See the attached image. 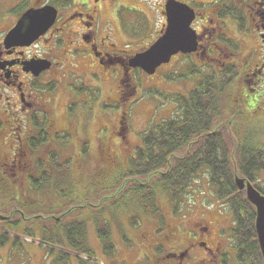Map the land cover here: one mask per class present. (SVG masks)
I'll return each instance as SVG.
<instances>
[{
	"label": "flooded vegetation",
	"instance_id": "obj_1",
	"mask_svg": "<svg viewBox=\"0 0 264 264\" xmlns=\"http://www.w3.org/2000/svg\"><path fill=\"white\" fill-rule=\"evenodd\" d=\"M24 1L0 0V109L9 110L8 113L12 114L7 120L0 118V139L10 142L3 165L10 166L11 168L4 170L13 171L14 174L25 168L19 159L32 153L33 138H38L37 130L39 135L42 132L58 143L63 139L67 142L73 139L79 142L81 137H85L77 127L86 122L87 116L83 119L77 112L73 118L67 110H83L84 116L85 105L92 108L91 103L95 102V98H100L102 87L86 85L84 81L79 86L71 83L70 78L67 79L64 88L70 94L74 95L75 91L78 96V90L95 87L99 95L96 93L89 103L78 100V109L73 108L76 100L70 102L65 107L64 121H61L63 124H60L61 119L58 123L56 105L52 101L57 95L58 70L65 67L70 70L77 68L82 75L90 79L96 76L98 80L100 78L96 72L100 69L109 73L121 72L118 98L114 104L126 115L138 92L134 82L135 73L141 70L129 68V60L152 45L134 48V43L141 41V34L146 32L152 22L148 14L150 8L141 7L140 3L148 6L142 0H26V4ZM49 5L54 6L57 12L45 32H38L33 39L8 38L9 33L30 9L40 10ZM124 7L127 11L121 14ZM222 10L221 7L212 5L195 7L196 18L192 27L198 35L199 49L186 54L198 57L219 70L222 67H235L237 64L232 61L234 52L228 41H236L235 48L238 41H254L252 38L238 37L235 34L239 32L238 25L235 23L236 32L232 31L228 23L231 19L222 17ZM248 11L254 26L255 41L261 43L254 57V65L252 61L246 70L243 69L241 74H246L245 80L235 89L234 128L239 118H254L258 110L264 108V99L253 95L258 87L250 85L261 84L264 87V7L250 6ZM162 13L161 19L164 20L157 37L149 41H157L166 28L165 8ZM124 14H127L128 19ZM141 20L146 23L145 26H140ZM28 24L29 22H25V28ZM11 41L34 42L22 45ZM226 49L228 52L225 53ZM88 57L97 66H91L95 70L89 71V67L84 64L82 59ZM72 59L77 60L75 65L70 63ZM41 60L50 61L51 67L41 71V66L37 64ZM107 63L109 65L104 66ZM67 73H70L69 70ZM100 104L102 108L109 102ZM5 124L7 130L4 129ZM61 125L64 127L60 128ZM124 131L125 128L118 126L123 141L126 139ZM246 134L248 133H244ZM103 143L101 139L98 151L101 156H106L109 150L104 149ZM77 151L81 155L89 154L83 145ZM122 209L116 214L113 208H105L101 219H96L94 215L90 217L96 231L108 226L112 232L113 229L117 232L118 240L113 237L111 240L101 239L99 236L101 250L104 256L110 258V263L264 264L263 248L256 227V209L255 218L253 221L249 220V224L244 212L242 218L238 219L240 216L237 217L235 209L226 204L208 205L202 202L193 207L190 213L172 211L171 214L156 215L138 213L137 210L126 212ZM98 220L102 222L101 225ZM85 264H93V261L88 260Z\"/></svg>",
	"mask_w": 264,
	"mask_h": 264
},
{
	"label": "rangeland",
	"instance_id": "obj_2",
	"mask_svg": "<svg viewBox=\"0 0 264 264\" xmlns=\"http://www.w3.org/2000/svg\"><path fill=\"white\" fill-rule=\"evenodd\" d=\"M181 1L191 6L202 8L211 5L221 7L223 9L221 16L226 19H231L228 20L231 30L236 32L237 24L239 32L235 34L238 37H244V39L252 38V40H254L238 41V46H236V48V41H228L229 45L233 47V49L230 47V49L233 50L232 52H234L232 61H234V63L237 62L235 69L239 74L235 77L234 86L229 87L228 91L225 93L229 103L228 107L225 109L223 122L227 121L229 123L225 124L222 130L229 134L228 127L230 125L232 129L231 132L233 133L234 130L236 139L239 141L250 140L264 150V108L259 109L254 118H239L236 122V128L232 127L234 121V108L236 105L234 96L235 89L241 84L243 79L245 80L246 74H241L243 69L246 70L248 64L252 61L254 65V57L257 55V50L260 48L259 43H261V41H255L256 35L253 23L249 17L250 13L248 8L250 6H256L258 8L264 7V0ZM142 2L148 4V6H146L140 3L141 7L150 8L148 14L152 22L148 26L146 32H144L147 33V35L143 36L142 34L144 33H142L141 41H139L138 44L134 43V48H141L147 44L153 43L154 41L149 40H153L157 37V33L164 20L161 19L164 9L163 0H142ZM24 3L26 4V0ZM126 11L127 8L124 7V10L122 12L119 11V13H126ZM124 17L128 19L127 14H124ZM262 22L264 23V20H262ZM145 24L146 23L141 20L140 26H145ZM119 42L121 45L123 44L122 41ZM224 52L226 53L228 50L226 49ZM89 57L82 60L84 64L89 67H87L89 71L95 70L94 67H91L95 64ZM244 59L248 61L245 62ZM76 61L77 60L72 59L70 63L75 65ZM193 63L195 64L193 65ZM203 64L204 61H200L198 57L178 54L173 57L169 64L161 66L155 75H150L143 70H138L134 77L138 92L135 94L133 98L134 101L127 110L128 114L126 115L114 104L118 98L117 93L119 91L118 87L121 72L109 73L100 69L96 72L99 76L98 78H100V80H98L96 76L90 79V77L82 75L77 68H73V71L67 67L58 70L56 74L57 80L59 81L57 95L56 98L53 97L52 101L56 105L58 123L61 119L60 124H63L61 121L66 113V105L68 106L70 102L76 100L73 108L78 109L80 108L78 100L88 102L98 94L97 89L93 87L88 90H78L77 93H80L78 96H76L75 91L74 95H72L68 91H65L64 88L67 79L70 78L71 83L79 86L84 81L86 85H98L102 87L100 98L94 97L95 102L91 103L92 108H90L89 105H85L84 109L86 110H84V116L83 110L78 109L76 112L67 110L73 118L76 117L75 113L77 112L82 115L83 119L87 116L86 122L82 126L77 127L78 131H82L85 137H81L82 139L79 142L74 139L67 142L66 139H63L61 143H58L54 142L46 135L47 141L43 142L42 136L39 135V131L37 130L38 147L32 144V153L19 159L22 161L25 168L23 171L19 170L17 174H14V172L10 170H4L11 168L10 166L5 167L3 165L5 160L4 156L10 149V142L6 141L4 138L0 139V214L10 217L7 220H10L13 216L16 219L20 214L24 213L22 211L24 207V209L28 211V215L40 212L41 214L56 216L60 211L70 208V203L72 202L80 206L88 203L97 204L102 196V198L108 197L104 200L106 201L104 202V206L110 205L112 200L108 199L114 195L112 193H114L115 189L119 187L120 184L121 188L125 185V182L129 180L126 179L122 184L121 179L125 176L124 172L130 170L132 167L130 159L133 157L135 148L142 144L141 140L143 135L149 128L156 127L162 120L169 119L179 114V104L176 101V96L178 94L187 95L189 91L192 90L195 83L201 80V70L205 75H211V69H208V67ZM108 65L109 63L104 64V66ZM67 70H69V74ZM82 70L87 69L82 68ZM250 85L258 87L257 90L253 92V95H257L259 98L264 99V87L262 88L261 84L258 86L250 83ZM85 92L86 94H82ZM100 101L104 103L109 102V104L103 105L101 108ZM262 106H264V103ZM8 112L9 110L3 111L0 109V118L7 120V118L12 117V114ZM123 117L125 118L123 119ZM118 126H120V128H125L123 135L126 139L124 141L122 135L118 132ZM63 127L64 125L60 126V128ZM4 129L7 130V124H5ZM244 133L248 134L244 135ZM101 139L104 141V149L108 148L107 150H109L106 156H101L98 151V143ZM41 142L44 144L42 145ZM81 145L86 148L89 153L88 155L79 154L77 150ZM46 168L53 174L51 177V180H53L52 183H56L58 186L53 184L50 188H46V191H32L29 188L30 176L33 175L39 178L42 173L46 171ZM208 176L209 174L205 171L200 173L195 181H193L194 186L191 191L194 190L191 198L184 199L185 208L182 211L183 213H190L193 207L202 202L208 205L226 203L217 199L215 189L209 184ZM255 184L264 194V171L258 173V179L255 181ZM158 199L164 214H171L172 207H170L166 197L161 195V197L158 196ZM14 200L17 201L16 204ZM121 200L123 204L127 203L129 205L135 202L130 196H126V198L124 197ZM123 207H128L129 212L133 210L132 206ZM94 211L95 208L89 206L87 208H81L79 212H76L77 215H81V218H84L87 222V249L85 251L76 252L74 249L68 247L55 246V254L53 255L48 253L51 247L45 244L41 239L38 223L31 224L36 231V235L28 236L22 232V228L25 225L24 223L15 230L14 226L10 225V222L6 223L5 221H0V234H6L9 237L5 245L0 246V264H85L88 260L93 261V264H116V262L110 263V258L104 256L101 250L99 235L90 218L92 214L95 213ZM26 218L29 219L30 217L26 216ZM36 218H38V214H36ZM112 237L118 240L115 229H113ZM13 239L16 240L18 245L13 243ZM121 249L123 250L122 247ZM64 253L68 255V258L59 259V256ZM76 255H78V258H75ZM78 259L80 261H77Z\"/></svg>",
	"mask_w": 264,
	"mask_h": 264
},
{
	"label": "trees",
	"instance_id": "obj_3",
	"mask_svg": "<svg viewBox=\"0 0 264 264\" xmlns=\"http://www.w3.org/2000/svg\"><path fill=\"white\" fill-rule=\"evenodd\" d=\"M203 65L211 69V75L207 76L201 70V80L195 83L192 90L187 95L176 96L179 114L162 120L143 135L142 144L135 148L133 157L129 158L132 167L124 172L125 176L121 179L122 184L126 179L129 180L121 188L120 184L112 193L114 195L108 199L112 200V203L106 207L104 206L106 201L99 206H86L95 208L92 215L96 219H101L105 208H113L116 214L122 208L129 212L128 207L123 206H132L134 211L142 214H164L158 202V196L161 195L166 197L172 207L171 212L183 213L184 199L191 198L194 190L191 191L193 181L200 173L207 171L209 184L215 189L217 199L226 202L229 208L235 209L237 217L240 216L238 219L242 218L244 212L247 215V223L249 224V220L253 221L254 206L247 199L246 192L239 190L235 178L238 174L255 183L258 173L264 171V150L250 140L236 139L234 130L232 133L230 127L229 134L222 130L224 125L229 123L223 122L225 109L229 103L225 93L229 87L234 86L235 77L239 72L235 67H222L219 70L206 63ZM40 136L43 142L47 141L46 134L41 132ZM33 139L32 144L38 147V138ZM52 175L46 168L39 178L30 176L29 188L32 191H46V188L53 184L57 185L52 183ZM126 196H130L135 202L130 205L123 204L121 199ZM102 197L98 203L102 201ZM14 201L16 204L17 201ZM79 206L74 202L70 203V208H76L60 219L40 212L28 215V211L23 207L21 210L24 216L22 213L18 218L15 219L13 216L5 222H10L15 230L24 223L22 232L28 236L36 235L31 224L38 223L42 241L51 247L48 252L50 255L55 254V246L81 252L86 250L87 223L76 213L81 209ZM70 208L60 211L56 216L66 213ZM36 214L43 217L36 218ZM26 216L30 218L27 219ZM98 223L101 225L102 222L98 220ZM97 231L101 239H112V229L108 226ZM8 239L6 234H0V246L5 245ZM13 243L18 245L15 239ZM65 258H68L65 253L59 256L61 260Z\"/></svg>",
	"mask_w": 264,
	"mask_h": 264
},
{
	"label": "water",
	"instance_id": "obj_4",
	"mask_svg": "<svg viewBox=\"0 0 264 264\" xmlns=\"http://www.w3.org/2000/svg\"><path fill=\"white\" fill-rule=\"evenodd\" d=\"M54 6H46L43 9H30L19 22V24L9 33L8 38L21 37L33 39L39 32H45L54 21L56 15ZM165 14L167 16V28L164 34L153 43L149 49L139 52L129 60V68H141L146 73L154 75L159 67L171 62L172 58L180 52L184 54L196 52L199 49V41L196 30L192 28V22L196 18L195 9L188 3L179 0H167L165 4ZM25 22H29L25 28ZM22 45H29L34 41H11ZM41 66V71L51 67V62L41 60L37 62ZM236 184L240 190L245 191L248 200L257 209V229L264 254V194H262L250 181L236 175ZM108 198V197H106ZM106 198L93 206H99ZM88 205V204H87ZM87 205L79 206L86 208ZM76 207L70 208L60 216L70 214ZM24 216V214H23ZM40 216H38L39 218ZM43 217V216H41ZM10 217L0 214V220Z\"/></svg>",
	"mask_w": 264,
	"mask_h": 264
}]
</instances>
